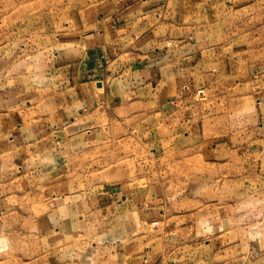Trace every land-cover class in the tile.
Returning a JSON list of instances; mask_svg holds the SVG:
<instances>
[{
	"label": "rangeland",
	"instance_id": "obj_1",
	"mask_svg": "<svg viewBox=\"0 0 264 264\" xmlns=\"http://www.w3.org/2000/svg\"><path fill=\"white\" fill-rule=\"evenodd\" d=\"M97 2L0 0V264H264V0Z\"/></svg>",
	"mask_w": 264,
	"mask_h": 264
},
{
	"label": "crops",
	"instance_id": "obj_2",
	"mask_svg": "<svg viewBox=\"0 0 264 264\" xmlns=\"http://www.w3.org/2000/svg\"><path fill=\"white\" fill-rule=\"evenodd\" d=\"M105 0H100L101 5L99 2L96 3V6L95 8V12H98L99 10H104V11H107L106 14H103V18H101V23H99L98 21H94L93 20L91 21L90 19H88V11H81L80 13L82 14V22L84 21H89L88 22V25H92L93 23L95 24L96 28L99 30V34L100 35H96L94 37V40L92 41L89 37L86 39V40H83V39H79V42H84V46H85V55H87V53H90L91 55L93 53L97 54L96 52L100 51L102 53H107V54H113L115 53V48L114 46H111L112 44H115V46L120 49L122 47V45H126V44H130V40H131V34H130V30L134 33H142L140 32V28L136 29V27H139V25H135V27H131V26H127L126 24V20L123 18V15L125 12H136V10H138L137 8H135V5H133V0H113V3L111 5H108V2H104ZM161 1H166V0H158V6L159 8H163V6L161 4H164L163 2ZM167 3V2H166ZM141 6H143L144 4L142 3L141 1ZM145 4H150L149 3H145ZM172 4L169 2V5ZM97 8H101V9H97ZM172 8V7H171ZM120 12V25H117L116 29L114 28L115 26H113L109 20V14H107L108 12L110 13H114V12ZM105 13V12H104ZM96 17V16H95ZM97 19V18H96ZM105 20H109V22H106ZM81 21V20H80ZM99 24H101V27H98ZM161 24H165V22H162ZM128 27L130 28V30L128 29ZM144 32L142 33L141 36H137V37H140L141 38V41L140 43H144ZM132 37H136V36H132ZM75 39V37H72V41ZM77 39H75V41L73 42H76ZM82 40V41H81ZM133 40V38H132ZM144 45V44H143ZM134 43H133V46L132 48H134ZM140 49V48H139ZM85 68H88V67H85ZM82 68H80L81 70ZM79 70V71H80ZM84 72V70H83ZM97 81L93 80L91 83H96ZM96 87V86H95ZM97 88V87H96ZM98 89V88H97ZM53 200H56V196L54 198H52ZM143 216H148V218H150V220H157V217L153 218L152 215H144ZM143 216H142V221L143 223H150V222H144V219H143ZM59 219H64L63 217H58ZM152 224V223H150ZM149 226V224L147 225ZM59 232V231H57ZM76 234V233H74ZM90 247L92 249V251H89L88 253L85 251L86 248ZM134 247V244H131L130 243L128 245L125 246L126 250H127V253H126V257L127 256H130V259H126V261L124 260H121L120 258L122 257V253H121V246H118L115 245V258H112V260L114 261V263H110V264H150V262L148 261L149 259L147 258V256H145L144 258V261H141L138 259V257H135V250L133 249ZM94 249H97V248H94L92 245H86L84 247V251L86 253H83V255H87V256H90L92 255L93 253V250ZM79 251V250H78ZM104 255H105V252H106V249H102ZM74 255L76 256L77 255V252L73 251ZM79 255V254H78ZM78 260V259H77ZM128 261V262H127ZM127 262V263H126ZM68 264H76L74 261H71L69 262ZM79 264H82L80 261H79Z\"/></svg>",
	"mask_w": 264,
	"mask_h": 264
}]
</instances>
